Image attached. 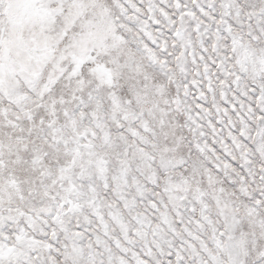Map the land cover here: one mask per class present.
Instances as JSON below:
<instances>
[{
  "label": "snow or ice",
  "instance_id": "1",
  "mask_svg": "<svg viewBox=\"0 0 264 264\" xmlns=\"http://www.w3.org/2000/svg\"><path fill=\"white\" fill-rule=\"evenodd\" d=\"M0 264H264V0H0Z\"/></svg>",
  "mask_w": 264,
  "mask_h": 264
}]
</instances>
